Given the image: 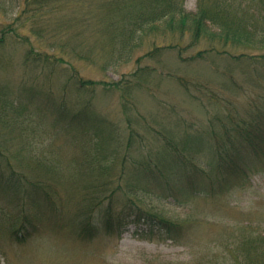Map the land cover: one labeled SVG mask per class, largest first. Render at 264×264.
<instances>
[{"label": "rangeland", "instance_id": "374dc122", "mask_svg": "<svg viewBox=\"0 0 264 264\" xmlns=\"http://www.w3.org/2000/svg\"><path fill=\"white\" fill-rule=\"evenodd\" d=\"M21 1L24 0H0L3 4L0 6V37L3 36L1 31L7 28L6 24L14 21ZM101 1L76 0L75 4L61 6L60 13L57 14V10L51 13L56 20L57 15L59 19L65 17L68 20L65 30H60L59 34L36 31L37 35L31 32L28 25L4 38L0 46V91L10 106L11 114L7 121L11 123L1 125L0 139H9L5 141L7 153L16 171L25 174L31 181L40 179L46 189L53 187V202L58 199L63 203L70 194L74 195L73 200L84 198L86 188H82L85 185L92 187V183L108 180L114 189L116 186L121 188L112 196L118 209L127 201L142 202L149 212L159 218L180 223L182 237L171 239L163 234V230L157 231V227L154 238L142 237L138 232L147 224L142 221L129 223L120 238L100 232L93 240L83 239L76 233L79 226L72 222L77 218V205L64 204L63 212L42 216L35 204L39 199L31 201L26 198L28 194L36 193L25 189L28 187L26 180L21 181L16 190L21 198L15 196L10 186L5 187L0 182V206L8 199L13 200L8 203L10 213L7 209V212L0 210V264H236L227 243L233 248L243 235L249 233L251 224L264 233V164L245 186L235 187L224 195L215 194L212 198L205 194L196 195L194 202L185 207L150 199L142 180L131 178L119 184L112 176L103 178L95 171L90 175L89 167H96V171L97 167H115V171L125 167L131 171L132 166L127 162L115 160L112 163L114 154L123 159L122 155L129 150L137 160L153 154L157 165L148 168L154 172L158 173L160 169L165 173L180 171V164L169 165L168 162L171 154L168 138L173 135L178 142L173 133L178 116L198 123L207 115L179 79L205 80L219 88L227 79L225 73L232 72L239 82L245 83L250 71L255 70L249 67V54L264 53V46L230 45L228 53L210 52L208 61L184 62L174 44H184L183 55L189 57L211 43L216 49L221 48L220 38L216 36L211 42V37L202 36L194 43V34L187 32L182 37L178 30L166 28L163 22L152 31L154 33L137 39L139 46L132 50L129 57L119 59L118 55L109 61L108 42L112 34L108 29L103 31V26L96 31L97 26L93 23L100 14L97 6L101 5ZM198 2L184 0V6L195 11ZM231 3L232 13L246 11L250 14L245 18L247 21L255 20V14H264V0H231ZM82 4L98 14L85 25H76L75 17L85 9ZM240 7L243 9L240 10ZM104 14L107 15V11ZM105 20L109 24V19ZM55 26H51L50 30L57 31ZM212 31L218 29L213 28ZM212 31L210 35L214 33ZM76 33H81L79 38ZM75 44L83 47L74 49ZM78 49L85 52V57L76 54ZM29 52H35L33 57L41 59V55L45 54L56 58L51 62L34 63L35 59L28 57ZM242 53L247 55L241 56ZM45 63L54 66H44ZM72 70H77L84 79L99 84H90L88 89L80 88L75 83ZM261 70L264 71V67ZM115 82L117 84H113ZM50 88L49 94L44 91ZM230 97L237 96L230 94ZM237 102H241L243 108L247 97L243 95ZM86 104L91 105L89 120L96 122L93 130H98V134L91 132L97 139L92 138L93 147L89 141L83 144L72 137L71 130L62 126L74 120L72 110L80 114ZM128 119H131L132 125L128 124ZM52 121L58 124L56 130H51ZM150 125L165 132L162 140L154 130L149 129ZM132 135L136 137L135 142L129 144V136ZM208 141L211 142L210 139ZM100 144L105 145L104 150L100 149ZM209 149L206 146L197 156L203 166L212 158V150ZM17 152L25 158L16 155L19 159L15 162L11 153ZM101 155H108V158H101ZM42 167L61 169L57 178H53L49 173L46 175ZM204 169L208 170L207 167ZM6 170V175L13 179L9 176L12 170ZM150 170L147 172L150 173ZM174 175L172 173L165 179L177 186H185L187 180H183L181 175ZM8 177L3 178L8 182ZM75 187L76 190L81 188V191L75 193ZM25 216L32 217V223H26ZM100 216L98 213L97 217ZM15 222H18L16 226L23 225L20 231L24 232L18 233V236L16 232L11 234V226ZM24 225H28L27 230Z\"/></svg>", "mask_w": 264, "mask_h": 264}, {"label": "trees", "instance_id": "16d2710c", "mask_svg": "<svg viewBox=\"0 0 264 264\" xmlns=\"http://www.w3.org/2000/svg\"><path fill=\"white\" fill-rule=\"evenodd\" d=\"M75 2L76 0H24L19 2V12L13 18L14 21L6 22L7 28L1 31L3 36L0 37V46L3 44L4 38H7L9 34L17 33L20 28H25L28 25L31 32L37 35L36 31L59 34L60 30H65L68 20L65 17L59 19L58 15L56 20L51 13L53 14L57 10L58 14L61 12V6L72 5ZM2 5L0 2L1 7ZM81 6H84L85 9L75 17L76 25H85L94 15L98 14L91 11L90 7L87 8L86 4ZM97 9L100 14L97 15L93 22L97 26L95 30L99 31L98 27L103 26V31L108 29L112 34L108 42L110 46L109 61H112L118 55L120 56L119 59L129 57L132 50L139 46L137 39L142 36L146 38L147 34L154 33L152 31H155V28L159 27L158 24L163 22L166 28L172 27L173 29L171 30H178L182 37L187 32L194 34V43L200 41L202 36L211 37V42L216 36L220 38L221 48L216 49L211 43V45L201 49L196 55L192 54L189 57L183 55L182 47L185 48L184 44L181 46L179 42L174 44L173 47L178 48L179 56L184 62L188 60L208 61L211 57L210 52L228 53L227 48L230 45L240 47L258 44L264 46V14H255V20L250 21L248 19L247 21L245 18L247 14L249 16L250 14L246 13V11L238 14L232 13L231 0H199L198 8L195 11L187 10L184 6V0H103L101 5L97 6ZM242 9L243 7H240V10ZM106 11L107 15L104 14ZM88 15H90V18H86ZM105 18L109 19V24ZM56 23L57 26H55ZM51 26L57 27L58 30L51 31ZM213 28H217L218 31H212ZM210 31L214 33L210 35ZM80 35L81 33L75 34L78 38ZM73 47L77 49L83 46L75 44ZM155 47L160 48L161 46L156 45ZM179 48L181 49L179 50ZM33 54L29 52L28 57L32 58ZM76 54L85 57V52L82 49H78ZM244 55L247 54H241V56ZM41 57L42 59L38 56L33 57L35 59L34 63L51 62L53 58H56L48 54L41 55ZM248 59L250 69L253 67L255 70L250 71L245 83L239 82L232 72L225 73L227 79L219 88L205 80L179 79L181 85L192 98L202 105L207 115L206 119L198 123L182 118L180 115L178 116V122L175 123L176 129L173 131L178 142L175 141V136L173 135L168 138L169 149L171 150L168 162L169 165L180 164L182 166L178 167L180 171L165 173L161 172L159 168L160 171L158 173L154 172L148 168V166L157 165L153 154L147 155L145 159L137 160L132 157L128 150L122 155L123 159L114 154L112 163H115V160L127 162L132 166L131 171L125 167H122L119 171H115V167H97L98 171L95 170L96 167H89L90 175L95 171L97 176L103 178L112 176L113 180L119 184L131 178L138 181L142 180L145 182V187L143 188L150 199H157L179 207H185L193 203L195 200L194 196L199 194H205L208 198H212L211 196L215 194L224 195L235 187L245 186L253 174L262 170V165L264 164V71L261 70L264 67H261L262 64L264 65V53H259L258 55L249 54ZM46 65L54 66L51 63H45L44 66ZM72 72L75 77V83L80 88L88 89L90 84H99V82L94 80L84 79L77 70H72ZM108 86H110V82H108ZM44 91L49 94L51 88L48 91ZM228 92L229 94L227 95L226 93ZM230 94L237 97L231 98ZM243 95L247 97V102L246 106L242 108L241 102H237V99ZM45 99L46 97L43 100ZM51 99L52 97L48 100ZM0 101L4 102H0L1 127V125L11 123V121H7L11 112L10 106L5 100V95L3 96L1 91ZM90 108L91 105L86 104L81 109L80 114L72 110L74 120L71 119L67 124L61 123H63V129L71 130L73 133L72 137L82 141L83 144L89 141V144H92L93 147L94 144L91 143V140L92 138L96 139V137L91 132L98 134V130H93L96 122L89 120ZM128 124L132 125L131 119H128ZM56 125L58 124L52 121L53 129L51 128V130H56L58 128ZM149 129L154 130L162 140L165 132L151 125ZM3 138L4 140L0 139V182L5 187L10 186L15 196L21 198L17 191L20 182L26 180L28 187L25 189L36 192V196L28 194L26 198L28 197L31 201L39 199L38 203L35 204L39 214L42 216H52L53 214L56 215L55 212H63L64 204L77 205V218L73 219L72 222H76L77 226H79L75 230L77 235L83 237V239L93 240L100 232L110 237L120 238L129 223H140L142 221L147 223L146 228L138 232L142 237L149 236L154 238V235H157L155 233L156 227L157 231L163 230L165 232L163 234L171 239L177 240L182 237L179 231L180 223L175 222L173 219L159 218L156 214L149 212L146 205L142 202L127 201L125 204H121V209H118L114 205L112 196L121 188L116 186L114 189L111 186L112 182L108 180L92 183V187L85 185L82 188H86L84 198L77 197L78 200H73L71 198L74 195L70 194L63 203L58 202V199L53 202L54 200L51 199L55 197V190L52 186L46 189L40 179L31 181L25 177V174L15 170L14 163L7 153L5 143L9 139L7 137ZM135 138V135L129 136V144L135 142ZM99 146L100 149H105V145L100 144ZM206 146L212 150V158L203 166L197 156L204 151L201 150ZM11 155L15 157L16 162L19 159L16 155L19 156L21 153H11ZM102 157L108 158V155H101ZM22 158L25 157L22 156ZM24 160H22V164ZM204 167H207L208 170L204 169ZM6 168L12 170L9 176L14 177L13 179L6 175ZM42 168L46 175L49 173L53 178H57L61 169L56 167ZM147 170H150V173ZM172 173L176 174L174 175L176 177L181 175L183 180H187L185 186H177L173 181L165 179ZM145 174H148V176H143ZM5 176L9 178L8 182L4 180L3 177ZM154 179L157 181L150 183ZM193 179L197 180V182L192 181ZM76 189L77 187L73 191ZM78 191H81V188L76 190L75 193ZM107 200L109 202L105 203ZM11 201L13 200H6L0 206V210L6 211L5 209H7L10 213L8 203ZM98 213L101 214L99 218L97 217ZM24 219L26 223H32V217L25 216ZM17 224L18 222H15L11 226L13 228L11 234L16 232L18 236V233H23L24 231H20L23 225L16 226ZM24 226L25 230H27L28 225ZM7 227L9 228L10 226L8 225ZM249 227V233L243 235L240 242L233 247L234 249L230 247V243H227V248L232 253L236 264H264V233L258 231L254 224L249 225ZM0 229H2L1 224Z\"/></svg>", "mask_w": 264, "mask_h": 264}]
</instances>
